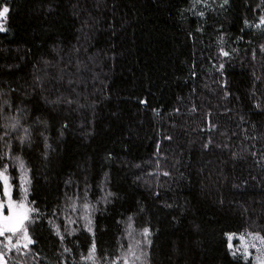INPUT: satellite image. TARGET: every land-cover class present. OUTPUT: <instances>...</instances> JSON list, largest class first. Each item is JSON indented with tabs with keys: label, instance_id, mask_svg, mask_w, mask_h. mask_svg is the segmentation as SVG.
I'll use <instances>...</instances> for the list:
<instances>
[{
	"label": "trees",
	"instance_id": "16d2710c",
	"mask_svg": "<svg viewBox=\"0 0 264 264\" xmlns=\"http://www.w3.org/2000/svg\"><path fill=\"white\" fill-rule=\"evenodd\" d=\"M3 7L0 264L264 261V0Z\"/></svg>",
	"mask_w": 264,
	"mask_h": 264
},
{
	"label": "snow or ice",
	"instance_id": "6c2138e0",
	"mask_svg": "<svg viewBox=\"0 0 264 264\" xmlns=\"http://www.w3.org/2000/svg\"><path fill=\"white\" fill-rule=\"evenodd\" d=\"M9 12L8 7H3L2 11H0V17H5V15ZM5 29L3 26H0V31H4ZM227 55V53H224ZM21 168L24 167L23 163H21ZM7 171V169H4V172H0V181H2L3 184V195L7 197V202L0 200V236H3L6 232H10L13 235H15L17 232H20L23 234V238L28 240V243H32V241L27 237V227L25 225V221L27 220V212L21 213L19 209H22L25 207L23 201H20L19 203L12 200L9 180L7 175L4 173ZM167 174V173H165ZM27 182V181H26ZM27 192V189L25 188V193ZM7 208L8 215H4V209ZM145 236L148 235V229L144 230ZM11 241L9 240V243ZM264 243V240L261 241ZM27 247V244L24 245ZM95 255V246L93 245L92 249L89 252L88 257L86 259H94ZM258 260H260V257H257ZM0 260H2V256H0ZM125 264L127 262L125 261ZM261 264H264V261H261Z\"/></svg>",
	"mask_w": 264,
	"mask_h": 264
},
{
	"label": "rangeland",
	"instance_id": "374dc122",
	"mask_svg": "<svg viewBox=\"0 0 264 264\" xmlns=\"http://www.w3.org/2000/svg\"><path fill=\"white\" fill-rule=\"evenodd\" d=\"M22 210L23 209H19V211L22 213ZM4 215H8V211H7V208H5L4 209ZM0 219H2V217H0ZM245 246H243V244H242V241H241V244H239V248H238V252H247L246 250H245ZM248 248H249V246H248ZM258 264H261V263H259L258 262Z\"/></svg>",
	"mask_w": 264,
	"mask_h": 264
}]
</instances>
